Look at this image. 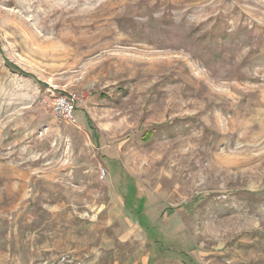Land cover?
<instances>
[{
  "label": "rangeland",
  "instance_id": "obj_1",
  "mask_svg": "<svg viewBox=\"0 0 264 264\" xmlns=\"http://www.w3.org/2000/svg\"><path fill=\"white\" fill-rule=\"evenodd\" d=\"M0 264H264V0H0Z\"/></svg>",
  "mask_w": 264,
  "mask_h": 264
},
{
  "label": "built area",
  "instance_id": "obj_2",
  "mask_svg": "<svg viewBox=\"0 0 264 264\" xmlns=\"http://www.w3.org/2000/svg\"><path fill=\"white\" fill-rule=\"evenodd\" d=\"M75 101V98L71 95H56L53 102V108L55 113H57V115L61 116V118H63L69 123H76L77 119L75 116Z\"/></svg>",
  "mask_w": 264,
  "mask_h": 264
}]
</instances>
